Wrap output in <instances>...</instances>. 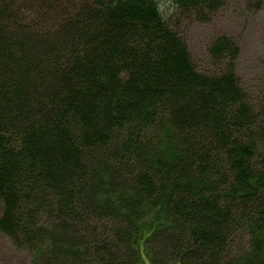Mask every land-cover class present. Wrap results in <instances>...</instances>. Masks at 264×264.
<instances>
[{
    "label": "trees",
    "instance_id": "trees-1",
    "mask_svg": "<svg viewBox=\"0 0 264 264\" xmlns=\"http://www.w3.org/2000/svg\"><path fill=\"white\" fill-rule=\"evenodd\" d=\"M224 2L0 0V232L34 264H264V74L179 30Z\"/></svg>",
    "mask_w": 264,
    "mask_h": 264
},
{
    "label": "rangeland",
    "instance_id": "rangeland-1",
    "mask_svg": "<svg viewBox=\"0 0 264 264\" xmlns=\"http://www.w3.org/2000/svg\"><path fill=\"white\" fill-rule=\"evenodd\" d=\"M182 21L179 30L201 69L210 65L211 42L226 34L241 48L237 73L242 84L253 89L260 83L264 74V0H225L223 7L206 20L193 16ZM0 264H34L33 255L16 248L0 232Z\"/></svg>",
    "mask_w": 264,
    "mask_h": 264
}]
</instances>
